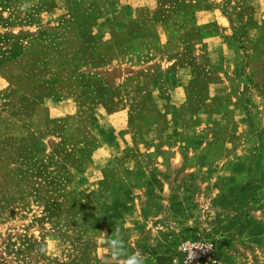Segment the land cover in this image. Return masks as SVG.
<instances>
[{
	"label": "rangeland",
	"instance_id": "374dc122",
	"mask_svg": "<svg viewBox=\"0 0 264 264\" xmlns=\"http://www.w3.org/2000/svg\"><path fill=\"white\" fill-rule=\"evenodd\" d=\"M186 242L264 264V0H0V264Z\"/></svg>",
	"mask_w": 264,
	"mask_h": 264
},
{
	"label": "built area",
	"instance_id": "2783aa9c",
	"mask_svg": "<svg viewBox=\"0 0 264 264\" xmlns=\"http://www.w3.org/2000/svg\"><path fill=\"white\" fill-rule=\"evenodd\" d=\"M209 246L203 242H186L182 246L184 264H195L209 254Z\"/></svg>",
	"mask_w": 264,
	"mask_h": 264
},
{
	"label": "clouds",
	"instance_id": "9594fccd",
	"mask_svg": "<svg viewBox=\"0 0 264 264\" xmlns=\"http://www.w3.org/2000/svg\"><path fill=\"white\" fill-rule=\"evenodd\" d=\"M120 241L119 239H113L111 241V246L113 248V254L116 256H119L122 254V247H119L120 245ZM125 264H143V258L142 257H136L133 256L131 258H129L128 260H126Z\"/></svg>",
	"mask_w": 264,
	"mask_h": 264
}]
</instances>
